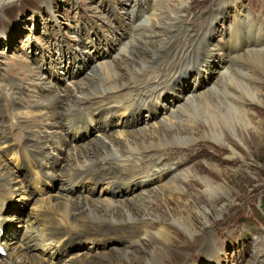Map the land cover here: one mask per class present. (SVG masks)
Instances as JSON below:
<instances>
[{
  "label": "bare ground",
  "instance_id": "obj_1",
  "mask_svg": "<svg viewBox=\"0 0 264 264\" xmlns=\"http://www.w3.org/2000/svg\"><path fill=\"white\" fill-rule=\"evenodd\" d=\"M119 3L132 4V15L127 18L130 21L123 22L122 14L114 8L109 19L105 16L107 22L101 35L94 30L95 40L89 42L98 54L106 57L115 52V55L104 59L99 66H92L93 58L84 55L88 44L76 40L75 50L70 55L78 68L76 75L83 70L84 73L69 86L63 85L59 71L58 77L50 81L42 65L39 67L34 62V68L26 66L23 76L27 79L19 77L20 81L15 79L13 84L23 92L24 85L31 81L30 92L34 95L32 100L25 101L31 112L15 113L24 102L12 101L9 108L13 116L7 114L11 117L10 130L1 103L5 97L0 90V240L7 250L0 256V264H60L67 250L81 247L85 242H89L94 251L112 247L101 254L74 255L63 264H112L114 258L131 264L127 257L132 259L137 255L134 250L138 241L151 245L150 249L141 251L143 258H137L136 264H168L174 236L163 220L148 214V208L158 200L163 202L165 197L173 198L174 191L182 192L181 181L176 182L180 176H175L174 169L166 167L165 162L172 161L178 168L198 158L182 149L185 144L201 139L195 135V123L191 124L190 119H200L209 130L207 137L214 142L223 140L224 131L235 133L242 127L259 130L251 118L253 114L264 113V108L257 103L260 104L257 96L264 95L259 86L264 78V41L259 35L251 34L253 44L249 42L232 59L226 55L218 58L217 49L212 48L213 42L203 47L197 42H186L177 46L178 52L173 55L168 50L180 19L178 9L173 10L172 0H124ZM101 8L99 4L97 11L101 12ZM166 11L172 13V17L165 15ZM216 17L223 19L219 13ZM188 62H193L190 68L195 72V81L190 75L191 83L186 84L181 81V75L185 74L184 65ZM148 69L151 71L149 80L154 85L138 93L137 87ZM158 86L175 94L168 99L164 92L162 99L160 93L154 92ZM34 109L38 113H34ZM143 109L154 121L148 129L137 128ZM117 113L122 116V130L108 133L101 120L107 119L108 124H112ZM38 121L42 122L41 130L33 136ZM94 127L103 128L102 137L85 139L83 132H90ZM16 128L25 133L17 137ZM7 155L12 157L11 162L14 161L12 168L5 162ZM57 175L60 184L57 191L51 193L45 187L46 180ZM167 178L166 186L145 189ZM200 179L208 184L206 191H211L213 185L208 178ZM101 182L111 187L107 190L109 198L77 193L85 187L97 192L100 186H96ZM169 186L171 192L168 194L159 191ZM12 187L18 191L21 202H32L33 214L22 213L21 216V211L10 209L8 202L16 195ZM128 193L134 196L124 199ZM152 196L153 201L149 199ZM133 204L136 205L132 208ZM38 209H41L39 219L33 217L28 232L17 233L10 229V218L27 223ZM185 210L187 208H183V212ZM177 213L168 210L172 219L177 218L173 223L182 221L175 223L178 228L183 231L194 228L187 217H178ZM206 216L203 215L202 220L205 226L208 224ZM112 239L115 240L108 241ZM21 243L23 246L19 247ZM122 245V250L113 248ZM207 245L212 244L208 241Z\"/></svg>",
  "mask_w": 264,
  "mask_h": 264
},
{
  "label": "rangeland",
  "instance_id": "obj_2",
  "mask_svg": "<svg viewBox=\"0 0 264 264\" xmlns=\"http://www.w3.org/2000/svg\"><path fill=\"white\" fill-rule=\"evenodd\" d=\"M121 1L124 0H0V89L7 98L16 99L15 101L17 102L20 100L24 102L22 107L15 113H21L24 110H26L25 112H31L25 102L26 100H32V96L34 95V93L30 92L31 81L24 85L26 89L23 92L17 84H13L16 82L15 79L19 80V77L24 80L27 79L26 75L23 76L26 66L34 68L35 65L33 63L37 62L39 67L42 65L43 70H46L50 81L58 77L57 72L59 71L61 72L60 76L63 85L69 86L73 84L84 73L83 70L78 76L76 75L78 68L74 66V59L70 55L71 51L75 50L73 48L76 40H82L86 44L90 40H94L95 37L92 35L93 28L102 27L101 29H103L107 22L105 16H108L109 19L114 8L118 14H122L123 22L128 23L130 20L127 18L131 17V12H133L131 8L132 4L128 5V3L124 9V5L119 3ZM203 1H206V3L212 2L209 7L207 6V8L201 10L197 3L198 0H172V4L175 6L173 10L178 9L179 11L177 17L180 19V25L172 37L173 42L171 46L177 48L176 44H181L186 39L188 43H205L211 33H217L218 30L228 23L231 17L230 13L236 1H241L239 3L240 8L243 9L241 13L244 18L248 16L252 17L254 6L264 4V0ZM216 2L223 4L211 6ZM99 4H102L101 12L97 11ZM51 10L53 11L51 12ZM126 10L130 12L128 16V12H125ZM212 10L214 11L207 16L208 11ZM93 11H96V13ZM217 11L227 13L225 16H222V20L216 19L213 22ZM165 15H171L170 17H172L173 14L166 11ZM181 25L188 32L185 29L181 30ZM209 25L214 26L212 32L209 29ZM79 28H81L80 31L78 30ZM101 31L97 30L98 34L101 35ZM177 32L184 33L179 34ZM185 33H188V35L186 36ZM256 34L259 35L258 31ZM48 39L49 42H47ZM212 42L214 44L212 48L216 50L221 41L220 39H214ZM41 51L46 54H41ZM177 52L178 50H173L174 55ZM84 55L93 58L94 62L91 61L92 66H99V64L104 62V59H107L97 54V50L92 48V46L86 49ZM126 62L127 60H125ZM152 65L155 66V62ZM185 65L187 66V64ZM71 66L72 68H70ZM63 70L66 74H64ZM251 72H253V69L249 70V74ZM259 86H261V90L264 92V78L260 81ZM187 89L190 92L189 85H187ZM257 97L260 100V104L259 101L257 102L258 106L264 108V95H258ZM33 111L34 113L37 112L35 109ZM8 115L6 114V119L9 121L11 117ZM141 117L142 121L139 122V127L144 126L148 129V125L154 122L153 120H149V114L145 109L142 110ZM251 118L252 123L259 128L258 131H251L249 127L239 128L235 133L224 131L223 140L220 142L211 141L212 139L207 137L209 130L203 122H200V119H190L191 124L195 123L193 125V128L197 131L195 135L201 139L185 144L182 149L198 155V158L196 157L195 162L179 166L178 168L172 161L165 162L166 167L174 169L175 176H180L176 179V182L179 183L181 181L180 189L184 195L180 191H174L172 194L173 198L169 199L165 197L163 202L159 200L158 202L154 201L157 203H154L153 207L148 208V214L156 216L159 220H163L167 224L168 231L174 236L172 238L173 246H170L171 253L169 256H171L169 257L168 264H252L254 253L255 257H259L258 261L262 260L261 264H264V258H262L264 256V113L263 115L253 114ZM40 123L42 122L38 121V128L33 131V136L40 132ZM110 128L111 130L108 133L122 130L118 119H114ZM17 132L25 133L24 130L20 131L19 128L14 130V134ZM87 134L85 135V139L102 137L103 132L94 130V132H88ZM16 136L20 137L18 133ZM163 150L167 149L164 148ZM52 153L55 155V152L52 151ZM213 155H216V157L212 158ZM11 161L12 157L10 155L8 157L7 155L5 162L12 168L14 162ZM184 171H187V174H184L185 176L183 175ZM201 177L208 178V181L213 185L211 191H206L208 184L202 182ZM166 181H169V178L150 185L145 189L149 188V191L156 190L160 186H166ZM185 181L189 183L186 185L187 187L183 184ZM7 184L9 186H16L10 183ZM55 186V190L51 191V193L57 191L58 184L56 183ZM100 188L97 192L102 191ZM169 188L170 186L165 191L158 190L162 191L165 195L171 192ZM11 189L16 191V195L13 194L14 196L12 197L14 198L8 202L10 209L12 207L17 211H21L19 212L21 216L29 212L32 213L35 209L33 206L34 209L31 207L32 202L24 204L17 196L18 191L13 189V187ZM97 192H94V194ZM83 193L88 195L86 194L87 189H84ZM132 196L134 194L124 196L123 198L128 199V197ZM95 197L99 196L94 195ZM104 197L106 198L107 196L102 195L99 199ZM149 199L151 201L154 200L153 196ZM135 205H131L132 208ZM183 208H187V210L183 212ZM169 209L171 212H178V217H187L194 228L186 231L178 228L175 223H182V221L179 219L173 223L172 221L177 218L172 219L168 215ZM40 211L41 209H38L37 214L31 215L27 223L21 221L19 218H10V229L15 230L17 233L28 232L31 224H33V217L39 219L38 214ZM203 211L207 215L208 224L206 226L203 224L204 222L202 223L203 215H205ZM145 217L152 219L150 218L151 216ZM235 232L241 234L238 238L246 236L251 241H248L246 245L242 243L230 246V243L235 242V240H230L227 237ZM208 241L212 245L208 246ZM118 243L121 244L120 242ZM149 245L151 244H144L143 241H138L137 248L134 250V254L137 255L132 259L129 256L127 257L130 263L136 264L137 258H141L142 260L143 255L141 251L143 249H150ZM18 246L22 247L23 244L21 243ZM98 246H101V243ZM111 247L108 246L94 251L91 249V245L87 243L84 246L72 249L65 257H62V260L65 261L77 254L90 253L92 255L94 252L101 254ZM261 247L263 248L259 249ZM113 248L122 250L124 246H113ZM256 249L258 250L255 252ZM128 250L131 251V247H128ZM246 250L248 255L252 257L251 259L247 257ZM210 253L214 255L215 259L208 257ZM116 259L114 258L111 263L127 264V261L124 259ZM63 261H60V264H63Z\"/></svg>",
  "mask_w": 264,
  "mask_h": 264
}]
</instances>
